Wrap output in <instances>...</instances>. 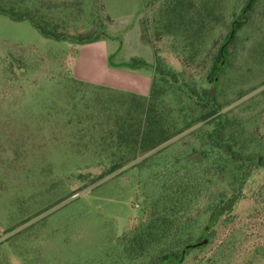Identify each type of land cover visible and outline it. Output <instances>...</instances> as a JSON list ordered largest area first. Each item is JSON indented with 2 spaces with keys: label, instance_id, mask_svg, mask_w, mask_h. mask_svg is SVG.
I'll return each mask as SVG.
<instances>
[{
  "label": "rangeland",
  "instance_id": "obj_1",
  "mask_svg": "<svg viewBox=\"0 0 264 264\" xmlns=\"http://www.w3.org/2000/svg\"><path fill=\"white\" fill-rule=\"evenodd\" d=\"M16 1L71 38L97 30L100 6L111 22L99 39L77 45L44 37L29 19L0 14V264H150L148 254L125 248L146 218L144 198L155 194L149 169H139V159L112 168L123 161L110 150L108 114L115 117L120 102L127 107V98L97 94L73 79L148 94L154 55L144 36L164 69L182 70L172 56L173 38L161 30L168 0L150 6V0ZM246 1H208L219 17L186 69L196 79L208 66L201 65L203 54L216 50L213 41L222 42ZM246 16L229 46L217 100L244 122V133L259 136L249 148L264 155V0ZM131 59L146 66L131 69ZM207 218H195L196 245L179 264H264L263 171L248 179L230 213L198 238Z\"/></svg>",
  "mask_w": 264,
  "mask_h": 264
},
{
  "label": "trees",
  "instance_id": "obj_2",
  "mask_svg": "<svg viewBox=\"0 0 264 264\" xmlns=\"http://www.w3.org/2000/svg\"><path fill=\"white\" fill-rule=\"evenodd\" d=\"M152 1H147L149 6ZM208 1L164 2L159 16L161 30L173 38L172 56L182 70L175 71L170 64L164 69L157 48L144 36L142 40L151 46L154 55L148 97L112 93L113 97H126L128 106L120 102L118 105L123 110L119 111L118 106L115 117L108 114L112 129L110 150H116L119 160L125 163L139 159L137 167L149 169V181L155 191L153 197L144 198L148 206L146 218L132 231L125 248L130 254L141 251L143 258L148 254L150 264L172 261L179 264L184 253L196 245L193 244L195 218L208 215L203 233L197 235L200 238L230 213L248 179L257 171L264 172V155L260 149L249 148L259 142V136L244 133V122H236L217 100L229 46L256 0L246 1L239 18L230 22L221 43L213 41L211 47L215 46L216 50L211 53L213 48H210L203 54L201 65L208 66L196 79L186 69L200 55L198 48L203 45L204 31H210L219 17ZM37 13L36 9L29 11L22 7L20 1L0 0V14L14 21L29 19L44 37L70 40L77 45L99 39L111 22L100 6L97 30L71 38L57 24L39 20ZM127 65L139 69L146 63L131 59ZM96 89L97 94L111 93ZM130 153L132 158L124 161V156ZM123 162L112 164L113 170L122 168ZM225 174L227 184L222 181ZM221 185L226 188L222 190Z\"/></svg>",
  "mask_w": 264,
  "mask_h": 264
},
{
  "label": "crops",
  "instance_id": "obj_3",
  "mask_svg": "<svg viewBox=\"0 0 264 264\" xmlns=\"http://www.w3.org/2000/svg\"><path fill=\"white\" fill-rule=\"evenodd\" d=\"M154 75V74H153ZM74 81H76V82H78V83H80V84H82V85H85L86 84V86L88 85H90L91 87H96V88H101L102 90H104V91H108V92H111V93H115V94H124V95H134V96H138V97H148V95H149V93L148 94H146V93H143L144 91H142V90H140V91H135V92H125L124 90H119V89H112V88H109V87H104V86H94V85H92V84H89V83H85V82H82V81H80V80H75V79H73ZM152 84V83H151ZM134 163V161H130V162H128V163H125V162H123V163H125L124 164V166H127V165H129L130 163Z\"/></svg>",
  "mask_w": 264,
  "mask_h": 264
}]
</instances>
